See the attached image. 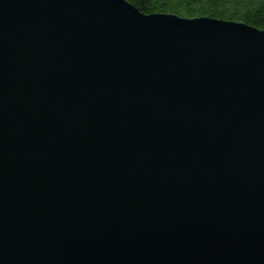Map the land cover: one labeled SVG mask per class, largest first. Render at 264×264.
Listing matches in <instances>:
<instances>
[{
  "label": "water",
  "instance_id": "95a60500",
  "mask_svg": "<svg viewBox=\"0 0 264 264\" xmlns=\"http://www.w3.org/2000/svg\"><path fill=\"white\" fill-rule=\"evenodd\" d=\"M0 264H264V31L0 0Z\"/></svg>",
  "mask_w": 264,
  "mask_h": 264
},
{
  "label": "trees",
  "instance_id": "16d2710c",
  "mask_svg": "<svg viewBox=\"0 0 264 264\" xmlns=\"http://www.w3.org/2000/svg\"><path fill=\"white\" fill-rule=\"evenodd\" d=\"M145 15L211 18L264 31V0H126Z\"/></svg>",
  "mask_w": 264,
  "mask_h": 264
}]
</instances>
